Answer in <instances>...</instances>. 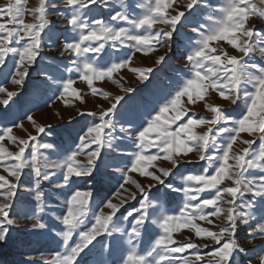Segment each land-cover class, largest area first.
Masks as SVG:
<instances>
[{
	"label": "snow or ice",
	"instance_id": "6c2138e0",
	"mask_svg": "<svg viewBox=\"0 0 264 264\" xmlns=\"http://www.w3.org/2000/svg\"><path fill=\"white\" fill-rule=\"evenodd\" d=\"M117 2L119 10H113L110 20L117 22V25L123 22L128 27L89 15L91 6L111 8L112 0H66V6L71 8L70 15L66 17L67 26L75 36L72 42L63 45L61 54L69 53L77 57L72 61L74 67L67 71L79 73L80 79L86 81L88 86H93L95 81L112 78L131 63V57L119 63H100L103 60L100 54L109 42L112 48L125 45L135 48L136 52H154L156 44H167L173 37L177 26L185 18V10L198 7L203 0H188L183 6L178 4V0H148L146 4L136 5L145 11L135 18L127 0ZM260 4L264 5V0H260ZM206 6L211 9L205 18L206 23L191 28L197 39L186 55L190 75L182 80L171 97L145 124L135 130L131 124L119 127V131L136 148L131 153L130 164L124 169H117L125 177L124 184L120 186L122 191L115 199H108L102 207L96 208L91 206L90 192L76 190L65 199L63 213H53L54 219L64 226L61 232L56 233L61 237L63 251L55 252L50 259L44 260V264H86L85 258L95 247L94 242H100L97 238L112 236L113 232L126 235L128 245L115 264H240L238 257L245 254L246 249L237 239V234L240 226L248 225L253 218L251 209L254 207L252 201L243 203V198L251 194L253 198L264 200V175H247L250 170L264 173V64L250 63L245 59L258 52L264 60V47L257 48L258 44L264 43V32L258 31L252 22L254 17L264 22V7L258 6L253 0H224L218 7L211 4ZM54 8L56 5L49 3V0H38V6L31 9L35 22L28 23L25 21V0H10L8 5L0 7V67L6 64L9 54L17 58L12 84L22 87L29 69L41 56L46 29L51 23L50 9ZM158 24L166 28L151 31ZM136 29L143 31H134ZM129 41L133 43L128 44ZM220 42H226L242 55L230 54ZM89 53L96 54L95 58L89 59ZM135 54L133 52L131 55ZM164 60L165 55H160L156 63ZM130 70L138 72L141 80H146L147 74L152 72L151 68ZM75 83L71 78L64 80L62 96L71 92L76 99L83 101L79 90L73 87ZM210 90L219 94L218 99L231 105L243 101L245 108L240 116L237 118L226 114L219 104L207 105L208 110L214 113L213 118L189 116L192 106L197 101H205ZM124 91L131 92L133 89L125 88ZM92 92H97L96 87H92ZM0 93L7 97L0 99V104L4 106L18 95L16 91L4 87H0ZM103 96L108 99L110 93L105 92ZM123 99V96L117 95L108 108L88 112L87 115L98 117L99 123L87 127L80 136L77 148L60 161H50L40 151L51 149L53 145L40 142L31 133L26 138L16 135L14 129H24L23 124L0 128V168H3L0 174V190H3L0 191V197H3L0 200V242L9 238L10 228L18 223V214L10 216V213L15 209L25 169L32 173L34 186L29 191L34 192L40 212L45 209V193L41 185L51 181L57 172L62 176V182L55 185L57 188L69 187L76 182L74 178H93L103 151L113 149L118 139L115 136L117 125L114 118L117 106ZM28 120L37 133H45V125L39 124L32 116ZM229 123L231 127L224 126ZM205 125L208 127L203 134L196 131ZM24 131L27 132L26 129ZM224 133L229 134L228 142L226 145H217V135ZM242 133L249 136L259 133V148L252 150L256 140L243 139ZM238 139L246 147L232 154ZM6 140L16 150L6 147ZM191 153H196L199 161H206L207 167L199 173L183 174L181 180L184 183L179 188L171 182L166 183L167 178L174 175L183 162H191ZM80 156L86 157V161H80ZM230 159L234 163L230 164ZM4 161L11 163L5 164ZM158 161H166L170 167H161ZM209 169L212 171L209 172ZM130 173H138L172 192H182L184 202L179 212L170 214L162 205L158 206L149 196V190L154 185L149 183L144 186ZM132 186L136 191L132 190ZM137 192L141 194L140 206H133L122 216L124 221H129L130 226V231L125 232L116 227L121 220L117 214L129 200H136ZM205 192L209 193L208 197L201 198ZM238 200L242 203H237ZM207 208L212 210L205 211ZM241 208H247L248 211L238 210ZM24 215L27 217L26 213ZM210 217L222 218L223 226L213 230L196 223L205 221L208 225L216 224V220ZM27 218L34 221V229L47 227L39 215ZM152 225L160 231L153 234L150 247L141 250L139 241ZM185 228H191L196 238H207L213 242L215 250L207 253L210 259H205L199 251L200 245L191 242V238L187 242H178L174 238V233ZM257 231L264 233V223H258L252 234ZM189 250H192L190 255L194 259L189 258ZM259 260L260 264H264V253L259 255Z\"/></svg>",
	"mask_w": 264,
	"mask_h": 264
},
{
	"label": "rangeland",
	"instance_id": "374dc122",
	"mask_svg": "<svg viewBox=\"0 0 264 264\" xmlns=\"http://www.w3.org/2000/svg\"><path fill=\"white\" fill-rule=\"evenodd\" d=\"M10 0H0V7L8 5ZM148 0H127L130 7V12L135 16L141 15L145 9L136 7V5L146 4ZM188 0H178V4L183 6ZM258 6L260 0H253ZM49 3L55 4L56 8L50 9L49 20L51 21L49 29H46L47 35L44 36L42 45L43 51L41 56L29 69V75L25 78V83L22 87L12 84L11 80L16 71L17 58L13 54H9L6 64L0 67V87L7 88L9 91H16L18 95L13 97L7 106L0 104V128L13 127L14 124H23L24 129H14L16 135L21 138H26L28 133L36 135L42 143L51 144V149H41V153L48 157L50 161L62 160L70 151L75 150L80 143V136L87 130V127L93 123H99L98 117L87 115L88 112H99L102 108L106 109L110 106L117 95L123 96V100L119 103L115 115V123L117 130L115 136L118 139L114 142L113 149H105L102 157L97 161L98 171L94 172L93 178H74L75 183H72L67 188H57L55 185L62 182V176L59 172L51 181H46L41 185L42 191L45 193V209L43 212L39 210V202L35 200L34 192L29 191L33 188L32 173L25 169V173L21 178V185L18 190V200L13 213L16 215L18 223L10 228L9 238L0 242V264H44V260L50 259L57 251H63L61 237L56 233L63 230V225L55 220L53 213L60 215L64 211V200L67 199L74 191L91 193V206L93 208L102 207L103 202L108 199H115L117 194L122 191L121 185L124 184L125 177L122 172L117 169H124L130 164L131 153L136 151L133 142L128 139L124 133L119 131V127L123 125L128 127L132 125L133 130L156 114V111L163 105L175 92L183 79L190 75V68L187 64L186 55L191 50L194 41L197 39L196 34L191 32L192 27L198 24L206 23V16L210 14L211 9L206 5L211 4L213 7H218L224 3V0H203L198 7L190 10H185V18L177 26L176 32L167 44H156L154 52H136L135 48L125 45H118L112 48L106 45L105 50L100 55L103 60L100 63L112 62L119 63L131 57V63L120 72L115 73L112 78H105L103 81H95L93 86H88L86 81L80 79V74L76 71L69 73L68 68L74 67L73 60L77 57L69 53L61 54L63 45L67 42H72L75 34L71 33L67 26V19L71 13V8L66 6V0H49ZM38 6V0H25V21L28 23L35 22V18L31 15V9ZM92 11L89 14L92 18H103L105 21L117 25V22L111 21L110 16L114 14L113 10H119L117 0H112L111 8H97L91 6ZM182 10H184L182 8ZM252 22L257 26V30L264 32V22L259 18H253ZM117 26L128 25L120 22ZM160 28H166L165 25L158 24L151 31L155 32ZM134 31L141 32L143 29ZM128 44L133 42L129 41ZM224 50L230 54L242 55L238 51H234L226 42H220ZM264 47V43L258 44L257 48ZM136 54L132 56L131 54ZM160 55H165V60L162 63H156ZM96 54L89 53L88 58L94 59ZM250 63H262L258 52L245 58ZM131 68H151L152 72L148 73L146 80L140 79L138 72H133ZM76 81L73 86L80 92L83 101L78 100L69 92L62 96V82L67 79ZM116 81V82H113ZM92 87H96L97 92H92ZM125 88H131L133 91L126 92ZM250 88V86H249ZM251 90V88H250ZM110 93L108 99H105L103 93ZM218 93L209 91L205 97V101H197L192 106L189 116L196 118L210 119L214 117V113L208 110V104H219L223 107L226 114L233 117H239L245 105L243 101H238L237 105H231L229 102L218 99ZM7 98L6 94L0 93V99ZM85 113L80 115L79 113ZM32 116L42 125H45V133H37L28 117ZM187 119V117H185ZM225 127H231V124H225ZM208 125L199 127L196 131L203 134ZM214 127V132L216 128ZM243 139H255L256 143L252 145V150L259 148L260 140L259 133L255 136H249L247 133H242ZM217 145H226L229 139V134L224 133L217 135ZM10 150H16L11 142H4ZM93 148L95 145L92 146ZM243 147L242 140L238 139L233 146V153H239ZM153 152L155 150H152ZM215 152V149L212 150ZM230 154V155H232ZM28 155V152L25 153ZM80 161H86V157H78ZM191 162H183L174 175L167 178V182H171L174 187L179 188L184 183L181 180L183 174L189 172L199 173L207 167L206 161H199L196 153L189 154ZM9 164L11 161H4ZM161 167H170L166 161L157 162ZM230 164L234 163L230 159ZM264 163V162H262ZM151 170V169H150ZM49 171H56L49 169ZM212 169H209L211 172ZM3 173V168H0V174ZM132 178L139 183L147 186L152 183L154 187L149 190V196L158 206L162 205L166 212L176 214L184 202V194L182 192H172L163 185H156L149 178L140 176L138 173H130ZM249 177L252 175H264L257 171H249ZM226 183H230L226 181ZM128 187V185H125ZM132 190L136 191L134 186ZM3 191V190H0ZM208 192L202 194L201 198H207ZM159 198V199H158ZM3 200V197H0ZM141 194L137 192L136 200H129L117 215L121 217L120 222L116 227L123 229L125 232L130 231L129 221H124L122 216L126 214L133 206L139 207ZM252 201L254 207L251 209L253 218L250 219L248 225H241L237 239L246 249L245 254L238 257L240 264H260L259 255L264 253V233H253V229L258 223H264V200L259 197L253 198L251 194H246L243 198V203ZM195 203V201H193ZM242 203V201H237ZM227 207V205H223ZM211 208L205 211H211ZM238 210L248 211L247 208ZM32 215H39L41 222L45 223V229L33 228V220L27 218ZM155 218V217H153ZM216 220V224L208 225L205 221H196L202 227H209L216 230L223 226L222 218L210 217ZM131 220V218H129ZM155 225H152L149 230L142 236L139 241L141 250H147L150 247L153 239V234L159 232ZM174 238L178 242H187L191 238V242L200 245L199 251L205 256V259H210L207 253L214 251L213 242L207 238H196L191 228L182 229L179 233H174ZM75 239V237H74ZM100 242H94L95 247L85 258L86 264H115L119 257L124 253L127 245V236L120 232H113L112 236L105 235L102 238H97ZM207 244L208 247H204ZM190 259H194L190 253Z\"/></svg>",
	"mask_w": 264,
	"mask_h": 264
}]
</instances>
